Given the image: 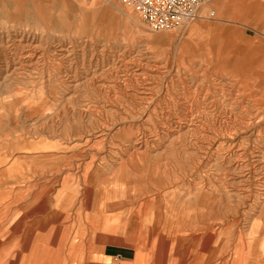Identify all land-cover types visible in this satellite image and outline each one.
<instances>
[{"label": "rangeland", "instance_id": "374dc122", "mask_svg": "<svg viewBox=\"0 0 264 264\" xmlns=\"http://www.w3.org/2000/svg\"><path fill=\"white\" fill-rule=\"evenodd\" d=\"M262 30L264 0L162 31L118 0H0L8 264H264Z\"/></svg>", "mask_w": 264, "mask_h": 264}, {"label": "built area", "instance_id": "2783aa9c", "mask_svg": "<svg viewBox=\"0 0 264 264\" xmlns=\"http://www.w3.org/2000/svg\"><path fill=\"white\" fill-rule=\"evenodd\" d=\"M131 6L152 31L174 28L196 16L205 0H118ZM212 14V13H211ZM264 36V30H262Z\"/></svg>", "mask_w": 264, "mask_h": 264}, {"label": "crops", "instance_id": "0c3cea01", "mask_svg": "<svg viewBox=\"0 0 264 264\" xmlns=\"http://www.w3.org/2000/svg\"><path fill=\"white\" fill-rule=\"evenodd\" d=\"M0 199H1V197H0ZM4 215H5V208H0V264H8V262H7V247L5 245L6 241H7V233L3 232L5 224L2 221V217ZM5 217H6V215H5ZM44 239L47 240V242L49 241L48 244H51V247L46 246V248H47L46 250L48 252L52 253L54 251V249H55L56 252H58V253H56V255L58 257L62 256V255L63 256L65 255V253H64L65 243H64V245H60L59 247H57L56 244H55V237L54 238L45 237ZM67 254H68V252H67ZM77 254H75V255H77ZM51 255H52V258H53V254H51ZM75 255H74V257H75ZM81 255L84 256V253L82 252ZM77 259L81 260V257H77Z\"/></svg>", "mask_w": 264, "mask_h": 264}, {"label": "bare ground", "instance_id": "6f19581e", "mask_svg": "<svg viewBox=\"0 0 264 264\" xmlns=\"http://www.w3.org/2000/svg\"><path fill=\"white\" fill-rule=\"evenodd\" d=\"M172 249H173V248H172ZM76 256H78V254H77ZM78 257H79V256H78ZM148 257H149V256H148ZM76 260H77V258H76ZM169 263H170V264H173V263H175V260L172 259V260L169 261Z\"/></svg>", "mask_w": 264, "mask_h": 264}]
</instances>
